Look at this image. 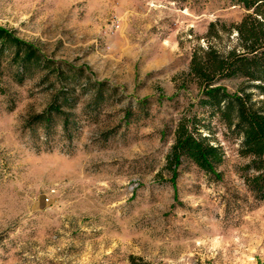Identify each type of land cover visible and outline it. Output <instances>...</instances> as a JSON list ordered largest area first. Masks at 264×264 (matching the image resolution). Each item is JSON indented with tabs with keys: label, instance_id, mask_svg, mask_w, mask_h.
<instances>
[{
	"label": "rangeland",
	"instance_id": "rangeland-1",
	"mask_svg": "<svg viewBox=\"0 0 264 264\" xmlns=\"http://www.w3.org/2000/svg\"><path fill=\"white\" fill-rule=\"evenodd\" d=\"M246 14L231 0H0V27L52 62L22 82L1 66L0 264H264L242 138L197 108L188 75L195 52L241 51ZM55 104L69 135L64 115L30 122ZM190 113L224 152L221 178L184 159L173 186L166 156Z\"/></svg>",
	"mask_w": 264,
	"mask_h": 264
},
{
	"label": "trees",
	"instance_id": "trees-1",
	"mask_svg": "<svg viewBox=\"0 0 264 264\" xmlns=\"http://www.w3.org/2000/svg\"><path fill=\"white\" fill-rule=\"evenodd\" d=\"M245 9L247 14L236 26L241 42V51H230L224 55L213 48L195 52L189 65V74L196 82L200 98L197 108L209 115H218L232 132L242 138L240 154L250 158L245 167L247 185L260 200H264V107L253 100L254 92L264 95V0H231ZM18 68L19 81L31 73L33 68H48L52 62L44 59L40 50L16 33L0 27V72L4 60ZM242 79L245 85L236 93H229L221 81ZM58 96L69 102L67 90ZM57 104L50 111L36 115L30 122H50L53 113L64 115V126L68 134L69 118ZM127 111L126 116L130 117ZM205 119L197 113L184 114L175 129V139L166 156L164 170L175 186L179 169L184 159L191 161L207 175L221 178L218 171L224 161L221 147L213 144L204 135ZM69 135V134H68ZM131 263L136 264L134 257Z\"/></svg>",
	"mask_w": 264,
	"mask_h": 264
},
{
	"label": "built area",
	"instance_id": "built-area-1",
	"mask_svg": "<svg viewBox=\"0 0 264 264\" xmlns=\"http://www.w3.org/2000/svg\"><path fill=\"white\" fill-rule=\"evenodd\" d=\"M118 27V26H117Z\"/></svg>",
	"mask_w": 264,
	"mask_h": 264
}]
</instances>
